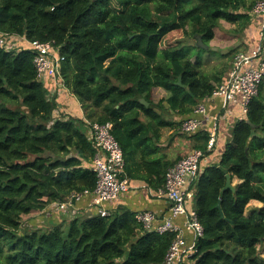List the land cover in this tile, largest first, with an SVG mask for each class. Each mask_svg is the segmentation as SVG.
I'll return each instance as SVG.
<instances>
[{"label": "trees", "instance_id": "1", "mask_svg": "<svg viewBox=\"0 0 264 264\" xmlns=\"http://www.w3.org/2000/svg\"><path fill=\"white\" fill-rule=\"evenodd\" d=\"M254 5L249 0H0V33L54 42L64 58L67 92L85 115L58 113L59 97L50 96L38 78L29 43L19 40V46L0 49V264H164L175 233L145 230L138 213L127 208L107 217L96 210L67 222L59 203L86 191L94 197L99 150L89 123L113 124L126 160L123 178L154 190L164 186L173 164L159 154L162 129L178 130L194 115L227 79L239 50L218 51L227 60L237 53L225 70L209 74L204 68L212 57L204 60L205 49L189 43L201 37L210 45L223 20L236 24L233 32L240 34L256 25L259 40ZM179 33L186 42L163 48ZM157 88L168 98L155 104ZM165 102L181 120L165 119L158 111H167ZM210 132L207 127L188 135L196 140L194 149L218 155L193 186L190 207L204 236L184 264H264V207L245 213L252 200L264 203V79L230 141L224 145L222 139L207 151ZM228 175L231 183L235 178L240 183L223 192Z\"/></svg>", "mask_w": 264, "mask_h": 264}, {"label": "built area", "instance_id": "2", "mask_svg": "<svg viewBox=\"0 0 264 264\" xmlns=\"http://www.w3.org/2000/svg\"><path fill=\"white\" fill-rule=\"evenodd\" d=\"M251 17L260 21L259 44L251 52H239L236 55L227 79L217 85L212 95L206 99L220 100L219 106L222 111H229L231 105H238L242 119L246 118L249 105L258 95L264 79V0L254 5ZM12 38L14 36L0 33V49H12L17 46L18 41L15 38L14 45L10 42ZM22 39L29 43L35 52L34 63L38 78L43 82L52 79L56 85L65 87L61 74L64 58L55 43L29 42L25 38ZM205 101L195 107L194 115L182 123L180 131L184 135H192L209 123L211 135L207 151H214L218 143L220 115L210 114ZM89 125L92 138L99 150L93 166L98 179L93 192V207L99 215L107 217L111 212L106 209L105 204L117 200L131 189L129 179L123 178L126 160L120 143L112 133V123ZM205 156L204 151L193 150L167 170L164 186L154 190L159 198L167 201L169 205L167 216L162 217L151 211L139 212L136 215L137 221L147 231H156L160 234L175 233L164 264H184L198 252L197 244L204 236V227L199 221L197 211L190 206L194 197L193 186L202 175V160ZM88 194L91 193L86 191L84 194H74L66 202L59 203V207L62 210L73 208L75 204L73 201L79 202ZM178 217L184 219L181 225L174 222ZM185 232H190L192 238L189 239Z\"/></svg>", "mask_w": 264, "mask_h": 264}, {"label": "crops", "instance_id": "3", "mask_svg": "<svg viewBox=\"0 0 264 264\" xmlns=\"http://www.w3.org/2000/svg\"><path fill=\"white\" fill-rule=\"evenodd\" d=\"M253 20L258 24V26H260L259 20H255V19ZM14 38L16 40H21L22 42H25L23 41L22 37L14 36ZM212 43H215V41L213 40ZM258 44H259V40L257 36V27L256 25L252 24L251 27L246 29L243 32V34H241V39L239 40V42H237L234 45V47L239 46L240 47L239 52L247 53L255 50ZM214 47L218 48V46H214ZM222 50L228 51V49H221V51ZM228 73L226 75H228ZM44 83H46L47 87L51 89L50 91L52 96L58 95L59 97L58 104L60 108L58 110V113L63 112L66 118L69 117L85 118L81 104L76 98L72 96L70 92H67L66 90L61 91V87L56 85L52 79H48ZM205 103L208 106V110L210 114L220 115L219 135H218L217 144L219 145L220 141L223 139L222 144L225 145L227 141L231 140V130L234 124L236 123V121L242 119L241 109L238 105H231L229 111H222L221 107L219 106L221 101L217 99H213V100L208 99L205 101ZM207 127L210 128L209 123L204 127V129H206ZM179 131L180 129L177 130V129H173V127H165L161 131L160 139L157 140V145L159 147V154L166 157V159L170 161L173 165L176 164L179 160H181L185 156H187L193 150H196L194 149L196 140H194V138L184 139L182 136L180 138L178 135L179 134L183 135V133ZM217 155L218 153L216 152V153H212V155L210 154L205 156V158L202 160V172H203V168L208 162L212 160L213 161L217 160ZM129 181L131 186L130 191L121 195L117 200L105 204L107 210H109L110 212H116L120 208H127L137 213L143 211H151L162 217L168 215L167 208L169 205L167 201L163 198H159L154 193V189L152 191H149L148 188L150 187L145 185L143 182L133 181V180L132 181L129 180ZM93 200L94 197L90 195H85L74 206L73 209L71 208L65 209L69 211V215L68 216L63 215V219L72 220L74 217H89L95 215L96 208L93 207ZM183 221H184L183 217H178L174 220V222L178 225H181ZM185 233L189 239L192 238V234L190 232H185Z\"/></svg>", "mask_w": 264, "mask_h": 264}, {"label": "rangeland", "instance_id": "4", "mask_svg": "<svg viewBox=\"0 0 264 264\" xmlns=\"http://www.w3.org/2000/svg\"><path fill=\"white\" fill-rule=\"evenodd\" d=\"M252 1H254V4H256L257 2H259L261 0H249V2H252ZM221 22H222L221 27H220L219 30L217 29L216 34H215V38H214L215 43H212V41H211L210 45L218 46V51H220L221 49H228V52L226 53V54H228L229 50H231L234 47V45L237 42H239V40L241 39V34L233 32L237 28L236 24L228 23L225 20H223ZM13 39L14 38L10 39V42H12V45L15 44ZM181 40H184V42L187 41V39L184 38L182 33L181 34L179 33L177 35L176 34L175 35H171L170 37H168L165 40V44L163 45V48L167 47V45H169V44L170 45H176L177 42L181 41ZM16 41H18L17 43H21L19 40H16ZM192 42L195 43V40H193ZM234 48L238 49L240 47L239 46H235ZM204 51H205V52H203L204 60H207L209 57H212L211 58V62L206 64V66L204 68V70L207 73H209V74H213V73H215L217 71L225 70L226 69V65H228V64L231 65L233 63V59H234L235 54L237 52L239 53V50H238L237 52L232 54V56L230 57L229 60H227V59H221L220 58V54H219L218 51H213V52H212V50H204ZM62 90L68 91V89L66 87L61 86V91ZM50 96H52V95H50ZM167 98H168V94L163 89H158L157 88V89H155L153 91L152 100L154 101L155 104L158 103L160 100H162V99L166 100ZM165 103H167V102H165ZM9 106L14 107L13 105H9ZM166 107H167V111H162V110L158 109V111L163 112L162 114L164 115L165 119H167L168 121H173V120L179 121V120H181V116H179L176 111L169 110L170 109L169 105L166 106ZM178 136L180 138L182 136L184 139L185 138L189 139L188 135L179 134ZM239 183H240L239 179L235 178L233 180L232 185L235 187ZM263 207H264V203L252 200L248 204L245 213H246V215H250L254 210H257V209H260V208H263ZM64 215L68 216L69 215V211H66ZM29 217H25V220L28 219ZM74 218H76V217H74ZM69 220L70 219H66L65 221L68 222ZM65 221H63L62 223H64ZM46 222L52 223L51 220H46ZM49 227H51V226L49 225ZM29 229H33V228L30 227ZM260 254H261V257L264 258V245L260 247Z\"/></svg>", "mask_w": 264, "mask_h": 264}, {"label": "water", "instance_id": "5", "mask_svg": "<svg viewBox=\"0 0 264 264\" xmlns=\"http://www.w3.org/2000/svg\"><path fill=\"white\" fill-rule=\"evenodd\" d=\"M190 45H192V46L198 45L199 47H202L205 50L218 51V48H216V47H214L212 45H206V44H204L201 37H198L197 44L194 43V42H191ZM227 52H228L227 50H222L221 51L222 54H226ZM178 84L182 86V78L181 77L179 79V83ZM142 103H144L147 107L149 106V103L147 101H145L144 99L142 100ZM165 105L168 106L169 104L168 103H165ZM249 124H251V123L249 122ZM229 188L234 189V186L232 185V183L230 181V176L228 175L227 185L224 188L223 192H225ZM218 207L221 209V203H219Z\"/></svg>", "mask_w": 264, "mask_h": 264}]
</instances>
